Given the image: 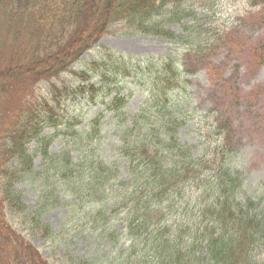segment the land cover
I'll return each mask as SVG.
<instances>
[{
  "label": "trees",
  "instance_id": "1",
  "mask_svg": "<svg viewBox=\"0 0 264 264\" xmlns=\"http://www.w3.org/2000/svg\"><path fill=\"white\" fill-rule=\"evenodd\" d=\"M193 2L0 0V104L10 100L0 108V264H52L30 237L64 228L75 235L68 243L80 233L104 243L93 249L102 258L77 256L73 264H264V186L250 192L241 139L217 106L220 94L224 103L241 97L224 64L208 56L236 38L239 25L211 26ZM247 2L246 15L264 21V0ZM104 34L157 36L179 49L140 60L106 51L70 68ZM251 52L264 62L263 43ZM202 69L219 93L199 113L188 87ZM126 75L147 85L137 113L125 110ZM94 78L98 87L87 83ZM88 91L103 108L78 131L69 106ZM61 133L67 139L51 150ZM19 181L33 185V204L21 201ZM48 202L66 210L56 230L41 219Z\"/></svg>",
  "mask_w": 264,
  "mask_h": 264
},
{
  "label": "rangeland",
  "instance_id": "2",
  "mask_svg": "<svg viewBox=\"0 0 264 264\" xmlns=\"http://www.w3.org/2000/svg\"><path fill=\"white\" fill-rule=\"evenodd\" d=\"M194 7L198 13H203L206 19L207 16L212 22L211 26L216 25L222 27L233 22H237L239 27V33L235 38L232 36L230 41L224 44H220L211 50L208 54L209 58L215 63H223L224 74L227 79H232L234 86L239 89L241 94L246 96L251 90L259 88L260 92L256 98L252 101L259 107H264V63H257V60L252 56L251 48L262 42L264 46V21L251 19L246 15V9L248 8L247 0H196L193 2ZM186 5V4H185ZM211 7L213 10H202L203 7ZM204 8V9H205ZM247 16V17H246ZM244 18V19H241ZM240 19V20H239ZM239 20V21H236ZM172 29L177 31L178 25L174 24ZM195 33H190L189 36ZM178 44H170L166 40L151 35H134V36H122V35H104L99 43L94 48L95 50L90 53H85L81 59H89L93 54L97 58L103 56L105 48L113 51L116 54L132 57L134 59L140 56H171L173 52L179 49ZM189 62L191 64H197V60L194 57H190ZM75 64L74 66H78ZM200 78H191L190 85L188 87V94L191 96V103L195 104L198 108V112L208 109L212 106V98L216 97L219 90L210 87L207 75L202 69L200 72ZM130 78H124L122 85L124 86L122 91L131 89L128 96L127 108L130 111H134L140 101L145 99L147 94V86L138 87L130 83ZM92 83L98 85V80H92ZM103 93V89L100 90ZM91 91H88L85 95V99H75L74 105L69 106V109L78 116L82 121L75 126L78 131L83 130L84 123L96 112L102 109V106L96 104L99 97L93 99L90 98ZM112 93L109 96L103 97L104 102L108 103ZM223 94L219 95L217 104L220 101L224 110L230 112L233 116V121L236 124L231 128L234 133H241L243 135V143L241 144L240 152L242 158L246 159L247 166V182L252 185L250 192L257 188H262L264 185V135L263 130H257L256 127L264 122V119L256 123V110H252L250 114L243 116V110L240 105L236 109L233 108L228 99L224 103L225 99H221ZM102 98V99H103ZM10 100H6L0 104V108L4 110V105ZM13 106V105H12ZM11 106V107H12ZM10 107V108H11ZM107 116V115H105ZM241 125L238 127V125ZM111 125H107L110 128ZM261 131V132H260ZM48 130V133H51ZM115 133L109 136V139L114 138ZM68 133H61L57 136V139L52 142L51 147H56L58 142L63 139H67ZM192 136V134H191ZM184 137V136H183ZM185 138V137H184ZM109 141V140H108ZM111 142V141H110ZM109 142V143H110ZM33 147V145H31ZM39 156L36 155L35 163H38ZM38 183V180H35ZM15 189L21 193V201L26 204H33L36 196V191L29 181H19L15 186ZM45 209L42 212L41 219L49 224L52 229H58L65 219L66 210L60 205L53 204L52 202L45 203ZM11 222L15 225V219L10 217ZM24 227H20L23 231ZM75 236V235H74ZM70 231L67 232L64 228V232L58 233V235H46L40 237L37 235L31 236L32 243L38 247L46 258L52 264H73L75 258L93 257L102 258L101 254L94 253L93 249L101 244V237L99 240L93 238L89 233H80L76 236L72 243H68L70 239ZM69 239V240H68ZM104 245V243H102ZM102 248V247H101ZM104 247L103 249H105ZM106 254V253H103ZM69 257L72 260H69Z\"/></svg>",
  "mask_w": 264,
  "mask_h": 264
}]
</instances>
